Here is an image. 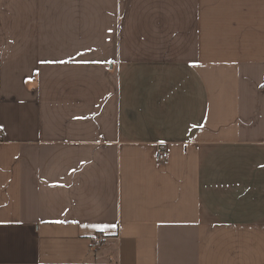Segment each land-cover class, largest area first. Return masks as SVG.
Masks as SVG:
<instances>
[{"label":"crops","instance_id":"crops-1","mask_svg":"<svg viewBox=\"0 0 264 264\" xmlns=\"http://www.w3.org/2000/svg\"><path fill=\"white\" fill-rule=\"evenodd\" d=\"M0 134V264H264V0H0Z\"/></svg>","mask_w":264,"mask_h":264},{"label":"built area","instance_id":"built-area-1","mask_svg":"<svg viewBox=\"0 0 264 264\" xmlns=\"http://www.w3.org/2000/svg\"><path fill=\"white\" fill-rule=\"evenodd\" d=\"M0 141H1V134H0ZM168 158V151L166 149H158L155 154V159L157 162H165ZM103 236L97 234L91 238V247L95 248L99 246L103 242Z\"/></svg>","mask_w":264,"mask_h":264},{"label":"snow or ice","instance_id":"snow-or-ice-1","mask_svg":"<svg viewBox=\"0 0 264 264\" xmlns=\"http://www.w3.org/2000/svg\"><path fill=\"white\" fill-rule=\"evenodd\" d=\"M87 227H93V228H97L98 230L103 231L105 228L110 227V225H105V224H92V225H87Z\"/></svg>","mask_w":264,"mask_h":264}]
</instances>
